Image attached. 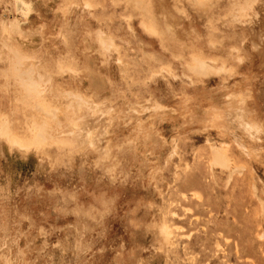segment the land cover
Here are the masks:
<instances>
[{
    "label": "rangeland",
    "instance_id": "374dc122",
    "mask_svg": "<svg viewBox=\"0 0 264 264\" xmlns=\"http://www.w3.org/2000/svg\"><path fill=\"white\" fill-rule=\"evenodd\" d=\"M15 1L0 0V264H264V0L243 21L233 0ZM8 58L59 91L23 96ZM78 94L93 113L70 137L42 105ZM231 94L259 130L226 117ZM43 120L46 144L14 145Z\"/></svg>",
    "mask_w": 264,
    "mask_h": 264
},
{
    "label": "bare ground",
    "instance_id": "6f19581e",
    "mask_svg": "<svg viewBox=\"0 0 264 264\" xmlns=\"http://www.w3.org/2000/svg\"><path fill=\"white\" fill-rule=\"evenodd\" d=\"M193 1H195V0H193ZM203 1V0H202ZM196 2V1H195ZM199 2H201V0L199 1ZM206 2L207 1H204V2H201L200 3V5L201 4H206ZM253 2H254V0H233V9H232V15H233V17L235 18V20H238V21H243L245 18H246V16H248V14H249V12H250V10L252 9V4H253ZM214 3H216V1L214 2ZM214 3L212 4V6H214ZM17 5H19L20 6V9H19V12H25L26 10H27V6L26 5H24V4H22L21 2H19V1H15L14 2V7H15V9H16V7H17ZM203 6H205V5H203ZM167 14V13H166ZM165 15V14H164ZM163 17V16H162ZM167 16L165 15V17L164 18H166ZM163 18V19H164ZM155 19V18H154ZM237 21V22H238ZM145 26V28H147V29H149V30H152L153 32L155 31H157L156 30V28L153 26H148V25H144ZM167 26H169V25H167ZM169 28H171V27H169ZM168 29V28H167ZM172 30H173V28H172ZM6 39V40H5ZM4 41H7V38H4ZM10 42V41H9ZM11 43V42H10ZM9 43V44H10ZM100 43L102 44V45H104L106 42H105V39L103 38V40L102 39H100ZM108 43V42H107ZM6 44L8 45V42H6ZM108 44H110L111 46H112V44L111 43H108ZM6 45V46H7ZM110 45H109V47L108 48H110ZM108 46V45H107ZM104 47H105V45H104ZM107 48V47H106ZM17 49V48H16ZM18 50V49H17ZM10 53L12 52V50L11 51H9ZM22 53V52H21ZM12 54H13V52H12ZM12 56V55H11ZM14 56V55H13ZM25 56V55H24ZM18 57V56H17ZM16 58V57H15ZM26 58V57H25ZM25 58H23V60H25ZM10 59V60H9ZM202 59V58H201ZM8 60H9V62H10V67H9V69H8V71L7 72H4V75H5V78L6 79H8V80H12L18 87V89L20 90V93L22 94L23 93V96L26 94V93H24V91H22V89L20 88V84H19V81L21 80L20 79V77L18 76V72H23V73H25L24 75H29L30 77H32L33 79H34V81H32V82H34V83H36L37 85H38V89L36 90V91H38V93H39V98L41 97V98H43V96L45 95V94H48V93H52V94H56V92H58V91H56L57 89H55V87H53L54 86V84H52V86H51V88H49L48 87V85L46 84V80L44 79V76L49 80V81H51L52 80V75L50 76V75H44L43 74V72H42V68H43V66L42 65H32V63H30V65H29V63H27L28 65H23L24 64V61L23 60H21V58H20V60H21V63H20V65H19V70H18V67H17V61L18 60H15V59H13V58H8ZM23 61V62H22ZM26 61H27V59H26ZM28 62V61H27ZM210 62V61H209ZM195 63V65H194V67H192L191 68V70L192 71H206V72H216V73H218L219 72V69H217L216 67H213V66H211V65H209V64H206V63H203V62H199V65L197 64V62H194ZM193 63V64H194ZM214 64V63H213ZM198 65V66H197ZM223 67V66H222ZM225 67V66H224ZM223 69V68H222ZM21 75V74H20ZM27 75H26V77H27ZM31 79V78H30ZM52 82V81H51ZM34 92V91H33ZM33 92H31V93H33ZM30 93V94H31ZM69 93V92H68ZM67 93V94H68ZM70 94H72V93H70ZM74 94V93H73ZM28 95V93L26 94V96ZM26 96H25V99H26ZM53 96V95H52ZM68 97V96H67ZM75 97H76V100L78 99V102H77V105H75V103L76 102H70L69 104H67L65 107H61V106H55V108L54 107H52V106H49V104H47V102L45 101V104L44 105H42V107L44 108V109H46V110H50L52 113L51 114H49L50 116H55L56 115V112H57V114H59V116H62V115H64L63 117L68 121V123H69V127L67 126L68 124H66V127L65 128H67V129H64V131H66V135H67V133L70 135V133H69V131H73V132H75L74 130H71V128H70V125L71 126H73V127H80V126H77L78 124H77V122H76V119H77V117H83V115L85 116V114L83 113V112H88V113H90V114H92L93 112H92V109H91V105H90V103H89V101L87 100V98L86 97H84L83 95H80V94H78V95H75ZM239 96H233L232 94L231 95H229V98L231 99L230 100V102L227 104V107H226V109H225V112H226V117L227 118H229V119H232V121L234 120V122H236V123H238L239 124V126L245 131V132H248L249 134H252V132L253 131H255V130H259V128H261V127H259V126H257L256 124H254L253 122H250L249 120H248V115H247V112H246V110H245V108H244V106H243V102H242V100H238L239 98H238ZM242 97V96H241ZM20 98H21V96H20ZM18 100L19 101H21V99H19L18 98ZM24 101V100H23ZM49 102V101H48ZM43 103V102H42ZM81 104V105H79V104ZM26 104V103H25ZM51 105V104H50ZM79 107V110H76L78 107ZM26 107V106H25ZM82 108V109H81ZM64 109V111H62ZM60 110L62 111V112H65L64 114H62L61 112H60ZM83 114V115H82ZM45 115V114H44ZM219 115H221V114H219ZM220 117V118H219ZM217 118H219L220 120H224L225 118H224V115H221V116H218ZM3 120V119H2ZM36 120H38V119H36ZM66 120L64 121V122H66ZM0 122H1V124H2V121L0 120ZM33 122V121H32ZM38 122V121H37ZM225 122V121H224ZM5 122L3 121V124H4ZM0 124V134H5V133H7L6 131H8L9 133L11 132L10 130H9V128L6 130V129H4V126L3 125H1ZM32 124H34V122L32 123ZM32 124H31V126H32ZM5 125V124H4ZM36 125V124H35ZM35 125H33L32 127H33V135H32V138L33 139H35L36 141H26V142H21V143H18V142H14V145H16V146H18V147H20V148H22L23 146H25V148H26V146H27V148L29 147V148H33L34 146L36 147V148H39V146L41 147V145H44V142L46 141L47 142V140H45L44 138L45 137H47L45 134V137L44 136H42V138L44 139V141H43V139H41V132L43 133V131H41L42 130V127H40L41 125H46V126H49V127H52V128H54V126L56 127V125H53V124H51V122H50V124H48V122H46V121H41V124H37L36 126ZM223 125H224V123H223ZM28 126V125H27ZM68 128H70V129H68ZM6 130V131H5ZM32 130V129H31ZM69 130V131H68ZM52 132L54 133V132H56V136H52L53 138H51L50 139V141H49V139H48V143L50 144V145H53V144H55V145H57V146H59V145H61V146H69V144H68V140H70V139H65L64 137H62V135H61V130H58V129H54V130H52ZM71 133V135H70V137H73V134L74 133ZM79 132V131H78ZM80 132H81V130H80ZM62 133H63V131H62ZM65 133V132H64ZM63 133V134H64ZM1 135V136H2ZM6 135V134H5ZM4 135V136H5ZM7 135H9V134H7ZM6 135V136H7ZM53 135V134H52ZM55 135V134H54ZM75 135V134H74ZM0 136V137H1ZM4 136H2L1 138H4ZM15 136V135H14ZM13 136V137H14ZM50 136H51V133H50ZM49 136V137H50ZM64 136V135H63ZM66 137V136H65ZM42 140V142L43 143H40V139ZM48 138V137H47ZM46 138V139H47ZM16 139L17 140H19V138H17L16 137ZM27 139H29V138H27ZM38 139L40 140V141H38ZM259 139V138H258ZM6 140V139H5ZM7 140H9V136H7ZM6 140V141H7ZM11 140H13V139H11ZM10 140V141H11ZM19 141H21V140H19ZM68 141V142H67ZM13 142V141H12ZM33 142V143H32ZM35 142V143H34ZM46 142H45V144H46ZM93 142V141H92ZM47 143V144H48ZM76 143V142H75ZM9 144H13V143H10L9 142ZM37 144H40V145H38L37 146ZM74 144V143H73ZM75 145V144H74ZM15 146V147H16ZM92 147H94V143H92V145H91ZM13 147V146H12ZM22 149H24V147L22 148ZM26 150V149H25ZM215 154H214V165L215 166H221V168H222V166H226V164H227V162L229 161L228 159H229V157L227 156V154L225 153V152H222V150H220V147H216V149H215ZM105 153H106V156H108V158L109 157H111V156H109L110 155V152L109 151H105ZM104 155V154H103ZM229 163V162H228ZM230 165V164H229ZM228 166V165H227ZM226 170H227V168H225ZM230 177V176H229ZM165 233V232H164ZM165 236L164 237H168V234H164ZM169 238H170V236H169ZM168 242V241H167ZM8 261V260H7ZM10 262V261H9ZM8 264V263H7Z\"/></svg>",
    "mask_w": 264,
    "mask_h": 264
},
{
    "label": "clouds",
    "instance_id": "9594fccd",
    "mask_svg": "<svg viewBox=\"0 0 264 264\" xmlns=\"http://www.w3.org/2000/svg\"><path fill=\"white\" fill-rule=\"evenodd\" d=\"M20 63L21 62L18 60L17 61L18 70H19ZM19 84H20V88L22 89V91L29 93V94L38 89V85L36 83H34L28 79H24L23 77L19 81Z\"/></svg>",
    "mask_w": 264,
    "mask_h": 264
}]
</instances>
